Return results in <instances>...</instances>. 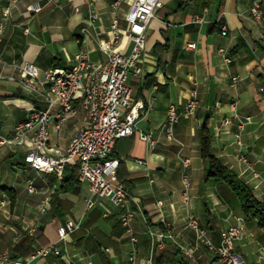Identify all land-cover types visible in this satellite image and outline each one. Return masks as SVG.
Segmentation results:
<instances>
[{
    "label": "crops",
    "instance_id": "obj_1",
    "mask_svg": "<svg viewBox=\"0 0 264 264\" xmlns=\"http://www.w3.org/2000/svg\"><path fill=\"white\" fill-rule=\"evenodd\" d=\"M115 0H0V23L4 29L0 41V137L12 138L14 128L33 110L45 108L41 99L25 93L9 77H19L23 62H33L40 70L69 68L79 50L88 52L93 64L106 59L99 43L108 39L113 16L123 33L116 46L129 54L133 42L126 35V14L135 0H124L113 9ZM255 0H162L146 29V45L139 72L129 73L127 85L134 102H140L136 131L121 139L115 147L120 160L123 184L130 195L128 207L134 213L131 229L138 243L132 245L121 225L122 209L103 200L91 211L85 209L88 186L80 183L63 191L55 174H43L28 167L25 144L0 147V254L13 250L30 229L40 230L32 248L58 242L57 229L66 219L79 228L58 245L62 257L49 256L27 264H127L134 249L139 264H148L149 230L164 231L171 226L173 240L157 249L152 261L157 264H221L197 233L188 227L181 204L182 163L190 182L191 212L207 237L219 243L220 233L238 224L243 238L235 242L241 264H264V225L243 216L237 196L224 183L204 176L207 163L200 155L199 131L208 121L213 154L264 202V21L251 14ZM39 5V12L32 7ZM264 13V0L261 1ZM8 11V15H4ZM95 13L97 20L89 22ZM196 16L202 23H194ZM92 23V24H88ZM225 28L226 34H222ZM73 47L69 55L67 46ZM189 44L194 47L189 48ZM223 49L231 62L219 54ZM237 77L236 88L231 77ZM196 92L199 106L192 115H183V105ZM237 103V114L249 120L238 127L230 111ZM179 107L181 117L174 127L175 140L161 133L169 106ZM68 117L58 128H48L53 152L66 148L83 127V112ZM59 110V105L54 111ZM230 118L231 124L224 120ZM150 133L154 145L140 139L138 133ZM236 134L240 135L241 145ZM28 142V139H25ZM55 179V180H54ZM34 191L29 192L28 186ZM3 188L10 189L13 197ZM49 198L44 214L40 205ZM163 203L162 207L157 202ZM109 211L107 218L102 212ZM164 227V230H163ZM192 250L193 258L181 254L179 247Z\"/></svg>",
    "mask_w": 264,
    "mask_h": 264
},
{
    "label": "built area",
    "instance_id": "obj_2",
    "mask_svg": "<svg viewBox=\"0 0 264 264\" xmlns=\"http://www.w3.org/2000/svg\"><path fill=\"white\" fill-rule=\"evenodd\" d=\"M123 1L115 0L112 4L113 9L118 8ZM261 1L253 2L251 14L254 18L264 21ZM161 8L162 0H135L131 5L125 17L126 35L133 42L129 54L122 53L116 46V42L125 32L120 29L118 18L113 16L108 39L99 43L100 49L106 55L104 61L93 64L88 52L79 50L69 68L50 67L40 70L33 62H23L19 67V77H9L8 80L16 83L25 93L41 99L45 108L31 111L23 122L15 126L12 138L0 137V147L9 144L27 145L28 151L24 163L43 174H55L61 178L65 166L75 160L78 166V181L88 186V195L85 197L86 211L97 208L103 200L121 208L120 222L129 234L132 245L138 243L131 229L134 213L128 207L129 192L118 180L120 160L112 157V152L117 140L135 134L139 110L143 109V105L134 102L127 79L131 71H135L136 74L139 72L137 64L141 61L145 50L146 29ZM40 10L39 5L32 7L34 12ZM4 15H8V11H5ZM97 19V15L92 13L89 22ZM192 21L202 23L203 19L196 16ZM3 29L4 23H0V41ZM222 34H226L225 28L222 29ZM188 47L192 48L194 44H189ZM219 54L225 63L231 62L223 49L219 50ZM2 62L0 56V63ZM237 82V77H231L232 88H236ZM56 105H59L58 111H54ZM77 105L83 112V127L72 137L65 149L53 152L49 146L48 128L52 124L58 128L68 117L76 115ZM198 106L199 100L194 91L191 98L183 105V115L194 114ZM230 111L238 119V127L242 129L249 118L242 119L238 116L236 102L230 104ZM180 117L178 105H170L166 122L161 127V133L170 141L175 140L174 127ZM224 124L230 125L231 119H225ZM138 135L150 145L156 143L150 133L139 131ZM25 139H28L27 143ZM236 140L241 145L239 134H236ZM182 166L181 204L185 209L188 227L197 233L207 250L216 256L221 264H241V256L235 251L234 245L243 238V225L238 224L223 230L220 233L219 243L210 240L205 229L200 226L191 212L190 182L186 173V169L190 166L189 161L184 160ZM28 191H34L33 185L28 186ZM48 203L49 198L42 200L40 205L42 214L45 213ZM157 206L162 207L163 203L158 201ZM109 214V211L105 210L102 212V217L107 218ZM78 228V223L66 219L57 229L58 242L36 247L26 258H12L8 253H2L0 264H27L28 261L39 258L62 257L63 253L58 243L65 241ZM35 232L36 229H30L27 234L32 237ZM148 234L151 241L148 264H154L152 258L155 251L164 249L167 239L173 240L171 226L165 223L164 231L149 230ZM178 247L182 255L193 258L190 248L180 245ZM127 264H139L136 249L128 257Z\"/></svg>",
    "mask_w": 264,
    "mask_h": 264
},
{
    "label": "trees",
    "instance_id": "obj_3",
    "mask_svg": "<svg viewBox=\"0 0 264 264\" xmlns=\"http://www.w3.org/2000/svg\"><path fill=\"white\" fill-rule=\"evenodd\" d=\"M53 67L61 66L60 61L54 59ZM127 138V137H126ZM124 139V138H122ZM121 139L117 140L120 141ZM199 141H200V155L202 159L207 163V168L205 170L204 176L206 179H212L215 183H224L226 184L231 191L237 196L240 202V207L243 216L248 219L258 221L260 226L264 225V202L258 201L252 190L238 178V176L228 167H226L214 154L212 151V134L209 127L208 121H205L202 128L199 131ZM114 146L112 157L117 158L115 154ZM121 165V163H120ZM119 165L118 170V180L119 182L125 184L124 178L121 174ZM77 162L75 160L69 162L63 172V176L60 180L61 182V190L67 191L75 186L79 185L78 177H77ZM55 180V179H54ZM3 190L11 197H13V192L10 189L3 188ZM164 230V227H163ZM40 236V230L36 231L32 237L27 235L21 243L16 245L13 250L12 258H26L32 252V244L36 239L38 240ZM157 264H160L159 260H157ZM180 264H191L186 259H182Z\"/></svg>",
    "mask_w": 264,
    "mask_h": 264
},
{
    "label": "rangeland",
    "instance_id": "obj_4",
    "mask_svg": "<svg viewBox=\"0 0 264 264\" xmlns=\"http://www.w3.org/2000/svg\"><path fill=\"white\" fill-rule=\"evenodd\" d=\"M67 46V48H66V51H67V53L69 54V55H71V53L73 52V47L72 46H70V45H66ZM5 253V252H4ZM1 255V254H0ZM10 255V254H9Z\"/></svg>",
    "mask_w": 264,
    "mask_h": 264
}]
</instances>
